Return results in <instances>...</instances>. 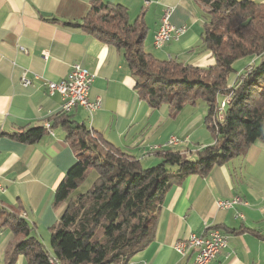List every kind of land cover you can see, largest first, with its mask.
<instances>
[{
	"label": "crops",
	"instance_id": "obj_1",
	"mask_svg": "<svg viewBox=\"0 0 264 264\" xmlns=\"http://www.w3.org/2000/svg\"><path fill=\"white\" fill-rule=\"evenodd\" d=\"M101 1L122 4L131 21L141 17L147 28L143 47L153 57L197 67L214 63L211 51L200 45L204 17L196 0ZM90 7L91 0H0V210L21 215L44 240L63 211V205L53 203L55 189L75 162L64 127L56 122L63 113L61 96L48 93L45 82L65 79L72 65L94 74L89 95L101 104L90 112L75 106L69 118L144 164L159 160L151 146L170 135L181 141L173 148L189 158L214 142L203 124V103L185 106L176 117L168 115L166 106L150 107L138 97L122 50L65 23H81ZM166 11L172 25L186 30L155 48L153 35ZM244 64L242 60L237 68ZM45 123L50 129L34 143L14 136ZM234 197L242 202L216 206L217 200ZM210 228L226 233L228 244L209 264H264V139L206 175L192 174L171 186L153 241L128 264H192L193 253H177L174 243ZM12 242L10 227L0 223V264H8L5 252ZM13 264L27 261L20 253Z\"/></svg>",
	"mask_w": 264,
	"mask_h": 264
},
{
	"label": "trees",
	"instance_id": "obj_2",
	"mask_svg": "<svg viewBox=\"0 0 264 264\" xmlns=\"http://www.w3.org/2000/svg\"><path fill=\"white\" fill-rule=\"evenodd\" d=\"M196 2L204 17L200 45L214 58L207 67L153 57L143 47L145 23L140 16L131 21L122 4L91 0L81 23H65L122 50L138 97L150 107L166 106L168 115L176 117L185 106L203 103V124L214 142L191 158L173 147L162 148L156 153L159 160L146 165L62 113L56 122L64 127L75 162L54 192L53 203L63 205V211L50 229L51 251L21 215L0 210L1 225L13 233L5 252L8 264L20 253L27 264H53L52 259L58 264H128L153 241L171 186L192 174L206 175L264 139V2ZM242 60L246 64L237 68ZM46 131L31 127L14 136L34 143Z\"/></svg>",
	"mask_w": 264,
	"mask_h": 264
},
{
	"label": "built area",
	"instance_id": "obj_3",
	"mask_svg": "<svg viewBox=\"0 0 264 264\" xmlns=\"http://www.w3.org/2000/svg\"><path fill=\"white\" fill-rule=\"evenodd\" d=\"M168 14L169 11L163 14L153 35L152 43L155 48H162L168 41L177 38L186 30L185 25H172L168 21ZM93 78L94 74L87 68L74 64L65 79L57 82L47 80L45 84L48 93L57 92L60 94L62 99L61 111L63 113H69L75 106H81L90 112L98 109L101 104L99 97L90 98L89 95ZM27 83L28 80L23 79V84L26 85ZM43 126L45 129H50L49 123H45ZM171 143H176L173 137H170L164 144L151 146V149L160 150L167 145H171ZM241 202L240 197L219 199L216 201V206L223 209L233 207ZM227 244L228 235L226 233L216 228H210L200 234L190 233L185 239L176 241L173 248L181 255L192 252V264H209Z\"/></svg>",
	"mask_w": 264,
	"mask_h": 264
},
{
	"label": "rangeland",
	"instance_id": "obj_4",
	"mask_svg": "<svg viewBox=\"0 0 264 264\" xmlns=\"http://www.w3.org/2000/svg\"><path fill=\"white\" fill-rule=\"evenodd\" d=\"M232 77H233V75L230 77V80L232 79ZM68 114V113H67ZM170 137H173L174 138V140H175V142L176 143H171V145H167L166 147H175V146H177L178 144H180V139L176 136V135H170L167 139H165V141L164 142H162V143H158V144H164L166 141H168L169 139H170ZM165 147V148H166ZM56 224V223H55ZM32 225H33V223H32ZM49 232V235L46 237V239L44 240L42 237H38L40 240H41V242H42V244L44 245V248H46L47 249V251H51V246H50V231H48Z\"/></svg>",
	"mask_w": 264,
	"mask_h": 264
},
{
	"label": "bare ground",
	"instance_id": "obj_5",
	"mask_svg": "<svg viewBox=\"0 0 264 264\" xmlns=\"http://www.w3.org/2000/svg\"><path fill=\"white\" fill-rule=\"evenodd\" d=\"M51 262H52V263L54 262L53 264H58V263H57V260H54V259H52Z\"/></svg>",
	"mask_w": 264,
	"mask_h": 264
}]
</instances>
